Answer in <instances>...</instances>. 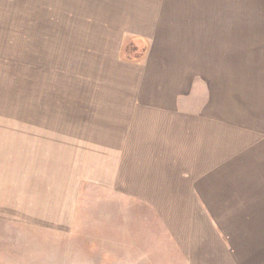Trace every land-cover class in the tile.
Returning a JSON list of instances; mask_svg holds the SVG:
<instances>
[{
  "label": "crops",
  "instance_id": "crops-1",
  "mask_svg": "<svg viewBox=\"0 0 264 264\" xmlns=\"http://www.w3.org/2000/svg\"><path fill=\"white\" fill-rule=\"evenodd\" d=\"M33 24L101 42L85 47L133 72L110 94L90 89L82 120H17L0 105V223L69 233L78 203L109 192L114 207L139 209L120 236L151 220L173 264H264V0H0V57L26 48L16 42L31 41ZM129 236L111 260L153 264Z\"/></svg>",
  "mask_w": 264,
  "mask_h": 264
},
{
  "label": "rangeland",
  "instance_id": "rangeland-1",
  "mask_svg": "<svg viewBox=\"0 0 264 264\" xmlns=\"http://www.w3.org/2000/svg\"><path fill=\"white\" fill-rule=\"evenodd\" d=\"M34 12L39 18L38 7ZM198 21V18L191 19L190 23L183 24L198 26ZM39 29L40 27L32 25L30 42L24 43L17 40V46L22 45L26 48H16L12 57V50H10L9 58L0 57V105H14L17 120H82L86 114L84 111L87 109L84 106L90 89L93 90L91 94L95 95L103 90H108L110 94L109 90H118L123 87L120 83L121 75L124 73L129 75L132 70L122 68L118 64H108L107 61H110V58L105 57L104 49L85 47L88 44L101 47V42L87 43L81 40L84 34L72 32L61 34L64 38L56 39V33L38 32ZM188 30L186 33H189ZM127 44L123 46V49L130 46ZM190 44L187 43V49H183V52L191 53L193 45L191 47ZM73 45L75 47H72ZM4 53L6 50L1 49L0 55L4 56ZM130 55L132 58L134 54ZM7 60L10 61L9 64ZM12 60L14 63H11ZM176 69L181 74L187 75L199 72L198 66L195 65H177ZM174 83L178 85L180 82L174 81ZM193 83V88L197 90L198 95V82ZM185 102L191 105L198 104V96L193 95ZM83 166L86 169L87 163ZM101 191L100 193H105L104 190L101 189ZM85 193L86 191L83 190L81 195ZM95 193H97L96 189L92 194ZM109 196L113 197V194L108 192L106 197H101L110 202L104 203L103 198H99L101 202L95 201L96 203L94 202L89 208L82 206L83 203L81 204L80 201L69 233L51 227L0 223V264H113L110 248L115 249V243L120 245L121 240L132 237L129 233L138 240L136 244L142 247L144 253L152 259L153 264H173L170 258L165 257L169 249L168 233L161 229L160 225L158 228V225L151 220L146 222L149 229L146 226L141 235L138 234L139 227L135 223L132 225L133 222L130 221L126 229H122V232H126L128 236L126 234L127 237L120 236L118 231L126 214L128 213L129 216L136 214L137 217L139 209L135 201L124 198L121 202H126V205L123 204L122 209L118 206L114 207ZM95 199L98 200V198ZM116 208L121 209L122 216L120 212H115L113 218L112 215L107 216L111 209ZM117 217L119 219L116 224ZM128 247L134 249L129 241ZM130 252L134 251L130 250ZM114 254L113 256L117 257L119 251ZM173 255H178L176 250L173 251Z\"/></svg>",
  "mask_w": 264,
  "mask_h": 264
},
{
  "label": "trees",
  "instance_id": "trees-1",
  "mask_svg": "<svg viewBox=\"0 0 264 264\" xmlns=\"http://www.w3.org/2000/svg\"><path fill=\"white\" fill-rule=\"evenodd\" d=\"M126 50V49H125Z\"/></svg>",
  "mask_w": 264,
  "mask_h": 264
}]
</instances>
